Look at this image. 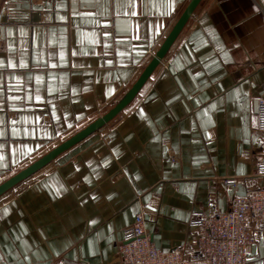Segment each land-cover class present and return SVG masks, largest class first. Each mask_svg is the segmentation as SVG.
I'll return each instance as SVG.
<instances>
[{
  "label": "crops",
  "instance_id": "0c3cea01",
  "mask_svg": "<svg viewBox=\"0 0 264 264\" xmlns=\"http://www.w3.org/2000/svg\"><path fill=\"white\" fill-rule=\"evenodd\" d=\"M188 2L0 0V184L111 109ZM262 99L264 0H201L111 122L0 196V264H123L139 214L155 248L204 264L190 214L263 185ZM248 227L264 264V222Z\"/></svg>",
  "mask_w": 264,
  "mask_h": 264
},
{
  "label": "built area",
  "instance_id": "2783aa9c",
  "mask_svg": "<svg viewBox=\"0 0 264 264\" xmlns=\"http://www.w3.org/2000/svg\"><path fill=\"white\" fill-rule=\"evenodd\" d=\"M256 131L264 134V99L256 110ZM256 173L263 185L250 190L244 196H234L230 208L210 215L204 211L191 212L189 226L198 231L195 246L204 264H246L247 248L251 242L248 218L264 222V161L256 165ZM226 186H234L235 180H225ZM141 214L133 224L123 230L120 245L123 264H184L183 246L168 251L154 247L144 226ZM54 264H86L82 260L60 258Z\"/></svg>",
  "mask_w": 264,
  "mask_h": 264
},
{
  "label": "water",
  "instance_id": "95a60500",
  "mask_svg": "<svg viewBox=\"0 0 264 264\" xmlns=\"http://www.w3.org/2000/svg\"><path fill=\"white\" fill-rule=\"evenodd\" d=\"M200 1L201 0H189L188 4L174 23L173 27L171 28L170 32L168 33L156 53L154 54L153 58L148 62L141 74L138 76L132 86L128 89V91L124 94V96L111 109H109L104 115L87 125L85 128L78 131L62 143L58 144L45 155H43L27 167L7 179L6 181H4L2 184H0V196L10 190L15 185H17L18 183L22 182L23 180L34 174L42 167L46 166L57 156H59L75 144L79 143L81 140L101 128L103 125L111 122L132 101V99L138 93L142 85L158 66L160 60L166 55L172 44L175 42L181 30L185 26L186 22L188 21Z\"/></svg>",
  "mask_w": 264,
  "mask_h": 264
},
{
  "label": "snow or ice",
  "instance_id": "6c2138e0",
  "mask_svg": "<svg viewBox=\"0 0 264 264\" xmlns=\"http://www.w3.org/2000/svg\"><path fill=\"white\" fill-rule=\"evenodd\" d=\"M173 4H174V0H169L168 8L171 9L173 7ZM9 66H11V65H9Z\"/></svg>",
  "mask_w": 264,
  "mask_h": 264
}]
</instances>
